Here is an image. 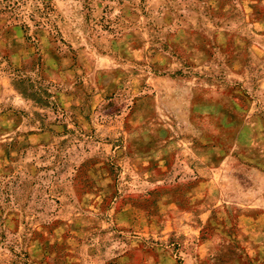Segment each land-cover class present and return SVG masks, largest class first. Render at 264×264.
<instances>
[{"label": "rangeland", "instance_id": "rangeland-1", "mask_svg": "<svg viewBox=\"0 0 264 264\" xmlns=\"http://www.w3.org/2000/svg\"><path fill=\"white\" fill-rule=\"evenodd\" d=\"M0 264H264V0H0Z\"/></svg>", "mask_w": 264, "mask_h": 264}]
</instances>
